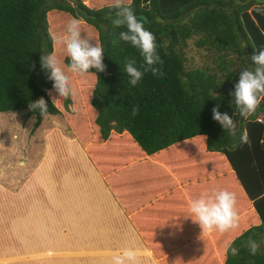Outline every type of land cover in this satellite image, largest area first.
<instances>
[{
    "label": "trees",
    "instance_id": "16d2710c",
    "mask_svg": "<svg viewBox=\"0 0 264 264\" xmlns=\"http://www.w3.org/2000/svg\"><path fill=\"white\" fill-rule=\"evenodd\" d=\"M113 2L0 0V112L24 111L34 116L35 128L42 116L28 105L44 97L47 114L64 119L126 213V196L115 185L117 165L110 163L111 155L130 157L127 144L131 151L152 156L176 149L192 151L202 170L199 174L213 171L208 177L215 185L213 191L236 195L239 227L228 234L239 254L233 256L225 248L222 264H264V101L245 119L230 95L239 72L254 69L253 52L264 49V11H257L264 10V0H131L134 13L145 17L144 27L156 37L163 60L157 67L164 73L158 77L147 72L135 87L129 84L124 65L134 59L139 68L143 58L138 49L120 39L126 29L112 24ZM72 18L81 21L82 37L87 35L103 47L107 68L105 72L90 69L84 76L66 73L76 95L64 100L54 91L49 95L53 83L41 68L40 56L55 52L67 69L64 47H54L49 32L62 36ZM192 37L197 46L214 54L212 64L184 67L183 48ZM229 52L239 59L240 70L232 68ZM33 63L35 67H29ZM86 78L92 81L90 88ZM136 105L140 111L133 117ZM216 105L221 113L232 116L235 136L212 119ZM260 113L262 121L257 120ZM243 131L250 146L240 143ZM176 144L183 147L175 148ZM220 170L227 173L225 180L216 176ZM250 238L259 245L255 255L249 251Z\"/></svg>",
    "mask_w": 264,
    "mask_h": 264
},
{
    "label": "crops",
    "instance_id": "0c3cea01",
    "mask_svg": "<svg viewBox=\"0 0 264 264\" xmlns=\"http://www.w3.org/2000/svg\"><path fill=\"white\" fill-rule=\"evenodd\" d=\"M28 117L0 113V264H112L125 248L140 253L139 264L223 263L231 235L202 234L189 216L190 200L215 188L208 181L213 171L199 174L197 154L152 156L127 144L130 157L111 155L126 213L74 136L61 134L64 162L54 157L49 137L28 155L39 129L33 121L23 139ZM217 175L225 180L227 173Z\"/></svg>",
    "mask_w": 264,
    "mask_h": 264
},
{
    "label": "clouds",
    "instance_id": "9594fccd",
    "mask_svg": "<svg viewBox=\"0 0 264 264\" xmlns=\"http://www.w3.org/2000/svg\"><path fill=\"white\" fill-rule=\"evenodd\" d=\"M110 7L114 10L115 16L112 19V24L115 27L126 29V31L120 32V39L138 49L143 58V63L139 68L135 66L134 59H129L125 63L124 71L129 77V84L133 87L137 86L147 72H151L153 76L162 77L164 73L157 65H162L163 60L157 52L156 37L144 27V19L134 13L131 8V0L127 4L124 3V0H114ZM257 11L264 10L257 9ZM82 32L81 21L77 18H72L68 22L65 34L62 36L49 32L53 46L62 45L69 61L65 70L55 52L42 53L40 56L41 68L48 73L47 79L53 83L49 95L54 91L59 98L64 100L75 98V90L66 73L84 76L89 73L90 69H95L97 72L106 71L107 66L103 63V47L98 43H93V40L87 35L82 37ZM251 61L255 65L254 69H242L239 72L238 82L234 85L235 90L230 93L231 97H234L239 115L245 119L253 115L260 103L264 101V49L258 52L254 51ZM29 67L34 68L35 63ZM28 107L32 111L39 110L41 116L48 113V104L44 97L32 101ZM219 107L216 105L212 108V119L222 126L224 132L235 136L236 123L227 112L221 113ZM139 111V105L133 106L131 116H137ZM240 143L251 145L247 131L242 132ZM235 147L236 145H233V148ZM235 206V193L228 190H216L212 193H202L198 198L190 200L188 211L193 221L199 224L202 234L211 233L213 230L225 233L239 227V215ZM233 243V241H228L225 248L226 250L230 249L233 256H237L239 250L232 246ZM248 247L250 253L255 255L259 245L250 238ZM139 255L137 250L125 248L114 256L112 264H139Z\"/></svg>",
    "mask_w": 264,
    "mask_h": 264
},
{
    "label": "rangeland",
    "instance_id": "374dc122",
    "mask_svg": "<svg viewBox=\"0 0 264 264\" xmlns=\"http://www.w3.org/2000/svg\"><path fill=\"white\" fill-rule=\"evenodd\" d=\"M88 0H85V2ZM110 2V1H109ZM125 2V0H124ZM185 19V18H184ZM63 49H60V52L63 53L62 51ZM183 54H184V67L185 68H194V67H203L206 65H210L212 64V59L211 57L214 56V54H209L208 52H206V50L199 46H197L195 44V37H192L190 39H187V43L186 46L183 48ZM230 57V59H232L233 61V65L232 68H235L236 71L240 70V68L242 67V64H240L239 59L236 60L234 54H232V52L228 53V58ZM60 60V62L62 61V58H58ZM62 64V62H61ZM231 68V66H229ZM87 84H88V88H90V84L92 83V81L88 78L85 79ZM69 109V107H67V110ZM23 111H9V112H0L3 114H14L17 115L19 113H22ZM34 116H29L26 119H24L25 123H24V128H23V134L22 137L23 139L26 137L27 138V128H29L32 124V122L34 121ZM33 127V124L31 126V128ZM4 125L0 124V130H3ZM38 132L36 133V135L33 137L32 143L30 142V146L29 148L25 151H27L26 153L28 155H33L35 154L36 151L42 150L43 148V143H45V138L48 140L47 137H49V140L47 141L50 145H52V151L54 153V157H56L57 161H61L64 162V158L63 157V149L65 148V144L61 143V134L62 135H67L68 137H71L72 133L71 131L67 128V125L65 124L64 119L58 115H51V114H46L44 116H42L41 118V122L39 124L38 127ZM49 130L48 135L49 136H45L43 134V132ZM2 131H0V135H1ZM45 136V137H44ZM73 136V135H72ZM25 142V140H24ZM28 147V146H27ZM62 148V150H60ZM50 151V150H49Z\"/></svg>",
    "mask_w": 264,
    "mask_h": 264
},
{
    "label": "water",
    "instance_id": "95a60500",
    "mask_svg": "<svg viewBox=\"0 0 264 264\" xmlns=\"http://www.w3.org/2000/svg\"><path fill=\"white\" fill-rule=\"evenodd\" d=\"M137 16L145 19V17L143 15H141V14H138Z\"/></svg>",
    "mask_w": 264,
    "mask_h": 264
}]
</instances>
